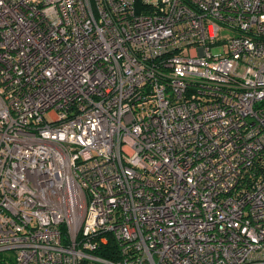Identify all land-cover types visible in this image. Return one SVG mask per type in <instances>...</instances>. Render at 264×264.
I'll use <instances>...</instances> for the list:
<instances>
[{"label":"built area","instance_id":"built-area-1","mask_svg":"<svg viewBox=\"0 0 264 264\" xmlns=\"http://www.w3.org/2000/svg\"><path fill=\"white\" fill-rule=\"evenodd\" d=\"M137 1L0 0V252L264 264V0Z\"/></svg>","mask_w":264,"mask_h":264},{"label":"trees","instance_id":"trees-1","mask_svg":"<svg viewBox=\"0 0 264 264\" xmlns=\"http://www.w3.org/2000/svg\"><path fill=\"white\" fill-rule=\"evenodd\" d=\"M140 6V0L137 1ZM114 245H106L102 246L101 249H99L97 252L101 255L107 256V257H115L114 256ZM14 255L11 251H2L0 252V264H11L13 262Z\"/></svg>","mask_w":264,"mask_h":264}]
</instances>
